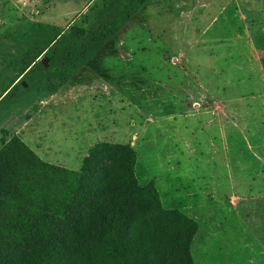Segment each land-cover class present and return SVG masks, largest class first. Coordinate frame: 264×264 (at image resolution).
<instances>
[{"label":"rangeland","instance_id":"obj_1","mask_svg":"<svg viewBox=\"0 0 264 264\" xmlns=\"http://www.w3.org/2000/svg\"><path fill=\"white\" fill-rule=\"evenodd\" d=\"M125 2L0 0V147L17 135L77 170L94 144L128 143L139 183L198 222L196 264H264V124L248 97L264 89V47H250L264 0ZM197 73L228 104L211 123L186 109Z\"/></svg>","mask_w":264,"mask_h":264},{"label":"trees","instance_id":"obj_2","mask_svg":"<svg viewBox=\"0 0 264 264\" xmlns=\"http://www.w3.org/2000/svg\"><path fill=\"white\" fill-rule=\"evenodd\" d=\"M135 162L130 144L98 142L73 170L12 136L0 147V264H196L198 222L164 208L154 182L139 183Z\"/></svg>","mask_w":264,"mask_h":264},{"label":"crops","instance_id":"obj_3","mask_svg":"<svg viewBox=\"0 0 264 264\" xmlns=\"http://www.w3.org/2000/svg\"><path fill=\"white\" fill-rule=\"evenodd\" d=\"M224 7V6H223ZM223 9V8H222ZM246 10L248 11H251L252 8H251V5H248L246 7ZM216 18V16L214 15L211 19L214 20ZM205 29H203L202 31H204ZM247 31V30H246ZM254 37H253V40L250 39L251 41V46L250 47H253L255 50H258V49H262L264 47V43L263 45H261L260 43H258V41H256V37L257 35L260 34L259 31L257 32H254ZM257 34V35H256ZM258 40V39H257ZM249 47V48H250ZM254 61L256 63L259 62V58L260 56L258 55V51H256V53H254ZM261 64V63H259ZM263 81H264V72H263ZM205 78V79H204ZM204 78H203V74H200V73H197V75L194 76V80L193 81H196V88L194 89L193 91V97H194V100H198L199 101V104H195L193 106H189V105H186V109L188 110V112H192L194 115H209V118L207 119L208 122H212L213 120L216 121L218 119V114L221 112V111H225L227 109V105H221L219 106V104L217 103L218 102V95H219V91L217 89V85H212V79H209V83H207V76L204 75ZM209 78H212V76H210ZM252 80H255V78L253 77ZM205 82V83H204ZM216 84V83H215ZM216 86V87H215ZM197 90V91H196ZM249 96V99H254V100H259L260 101V106H261V112L259 114V118H258V121L261 122V124H264V89L262 92L258 93H253V95H250V93L248 94ZM224 96L226 97H229V96H232V95H229V94H224ZM251 99V101H252ZM202 101V103L200 102ZM196 103V102H195ZM232 105V104H230ZM236 108V107H235ZM196 131V129L194 130V132ZM196 133V132H195ZM194 133V134H195ZM71 134V137H76V139L78 138L77 136H73L72 134H75L73 128L69 131V135ZM176 135V134H175ZM174 135V136H175ZM178 135V134H177ZM69 138H71L70 136H68ZM74 139V138H72ZM200 140L197 141L198 144H200L199 142ZM79 143V142H77ZM84 143V142H83ZM40 144V143H39ZM186 144H188V142H186ZM259 145V144H258ZM40 147V145H39ZM39 148H37L35 146V153L37 155H39L36 151H39L41 149L38 150ZM191 150V148H190ZM195 150V149H193ZM195 152V151H194ZM173 156V151L172 153H170L169 151L167 152V159H171ZM40 158H42L41 155H39ZM165 157V159H166ZM174 158V157H173ZM43 159V158H42ZM225 197H229L231 199L232 197V200L231 201H234L233 198H235L233 195L231 194H228L227 196Z\"/></svg>","mask_w":264,"mask_h":264},{"label":"water","instance_id":"obj_4","mask_svg":"<svg viewBox=\"0 0 264 264\" xmlns=\"http://www.w3.org/2000/svg\"><path fill=\"white\" fill-rule=\"evenodd\" d=\"M41 62L44 66H47L46 57L42 58Z\"/></svg>","mask_w":264,"mask_h":264}]
</instances>
